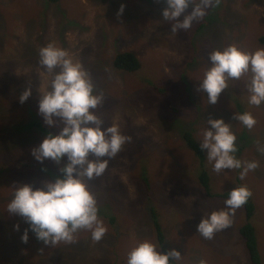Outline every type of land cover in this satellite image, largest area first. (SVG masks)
Listing matches in <instances>:
<instances>
[{"label":"rangeland","instance_id":"rangeland-1","mask_svg":"<svg viewBox=\"0 0 264 264\" xmlns=\"http://www.w3.org/2000/svg\"><path fill=\"white\" fill-rule=\"evenodd\" d=\"M166 6V0H60L50 5L44 0H0V18H6L0 26L8 24V36L0 29V79L22 75L23 88L34 82L40 95L54 73L40 65L39 49L55 42L83 65L96 92L103 95L96 111L104 126L118 124L131 137L121 150L123 155L110 159L105 173L88 181L98 206L109 207L117 222L112 228L106 225L101 242H94L91 232L82 229L72 243L52 245L53 264H127L129 252L145 239L164 252L178 249L181 264H200L202 259L206 264H251L239 235L245 221L243 207L236 211L232 225L213 239L197 232L203 216L225 208V199L209 198L203 192L197 175L199 161L183 133L192 130L202 140L211 127L208 119L220 117L231 123L236 143L242 147L237 157L255 161L258 167L241 180V169L216 173L207 161L213 175L211 187L216 192L240 185L251 190L256 203L252 222L264 264V151L258 150L264 147V103L248 104L250 74L230 80L216 104H208L207 94L200 90L213 50L230 44L248 52L264 47L259 42V34L264 33V0H219L190 30L176 33L171 22L163 19ZM122 51H133L141 59L140 71L126 73L113 66V57ZM3 92L0 87V158L32 154L42 140L34 142L16 128L14 122L22 112H12L15 107L7 103ZM35 106L39 108V102ZM28 108L25 105L24 111ZM236 112H251L255 126H243L235 119ZM16 169L7 170L12 191L0 199V236L6 239L0 240L5 244L0 246V264H25L32 256L21 239L25 230L17 229V214L9 213L7 205L17 180L34 184L30 177L37 176L34 169ZM42 181L37 184L41 186ZM154 209L165 232L164 244L157 240Z\"/></svg>","mask_w":264,"mask_h":264},{"label":"clouds","instance_id":"clouds-1","mask_svg":"<svg viewBox=\"0 0 264 264\" xmlns=\"http://www.w3.org/2000/svg\"><path fill=\"white\" fill-rule=\"evenodd\" d=\"M219 0H166L163 19L171 22L172 31H188L193 23L206 16L209 8ZM191 6V11H187ZM123 6L120 9L122 13ZM211 67L201 80L200 90L207 94L208 104H216L221 93L229 88L230 80H240L246 74L248 104L264 103V47L253 52L245 51L236 44L213 50L209 54ZM39 63L48 73H54L47 87L40 91L39 112L50 127L58 132L48 133L42 142L33 148L38 161L52 160L60 165L65 157L67 163L60 167L62 175L54 180L45 179L40 187L32 183L15 186L13 197L7 205L9 213L17 214L28 222L38 240L48 245L61 242L72 243L79 230L91 232L94 242L103 239L107 226L100 218L98 199L88 181L102 176L111 158H115L123 146L131 141L118 124L104 126L98 115L103 95L98 94L88 72L75 61L70 52L50 42L39 49ZM58 69V71H57ZM29 87L20 95L21 103L31 96ZM235 119L248 129L256 124L251 112L235 113ZM200 141L207 151V160L216 173L226 169H241L243 180L250 170L258 167L255 161H242L236 155L237 136L231 123L223 117L210 118ZM258 150L264 151V147ZM252 192L246 185L233 188L225 200V208L203 216L197 232L211 240L215 234L229 228L238 209L243 207ZM19 229V225L16 226ZM27 243L29 231L21 237ZM182 257L178 249L161 251L152 240L145 239L128 254L127 264H171ZM200 264H206L201 260Z\"/></svg>","mask_w":264,"mask_h":264},{"label":"trees","instance_id":"trees-1","mask_svg":"<svg viewBox=\"0 0 264 264\" xmlns=\"http://www.w3.org/2000/svg\"><path fill=\"white\" fill-rule=\"evenodd\" d=\"M46 4H52L57 3L60 0H44ZM0 20L3 23V20H6V18H0ZM10 21V18H9ZM205 24V23H204ZM203 24V25H204ZM8 25V24H7ZM7 25L3 27V25L0 26V29L5 30L4 35L8 36L7 34ZM1 38V37H0ZM259 42L264 45V33L259 34ZM113 66L123 72L126 73H136L141 70L142 68V61L141 59L133 52V51H122L116 53V55L113 57ZM26 79H24V82ZM38 83V82H37ZM26 85V84H25ZM27 86V85H26ZM0 87L3 89V98L6 99L7 103L14 106V111L12 112H22V116L14 122L17 129L23 130V132L28 134V138L34 142H37V140H43L44 137L50 133V132H58L59 128L52 126L50 127L47 125L44 121L43 115L39 112V108L35 105L38 104L40 99V95L37 94L35 89L34 82L32 83V86L29 83V87L32 89L31 96L27 99V101L21 103L19 100L20 95L27 90L23 88V81H22V75L18 77V75L15 74H8L5 76H2L0 79ZM2 98V99H3ZM29 105L28 111H24L25 105ZM34 104V107L32 106ZM9 120V117L7 118V122ZM18 121H21L19 124ZM4 122V121H3ZM7 122H4L6 124ZM14 124H12L14 126ZM31 134H35L36 136H32ZM245 134L240 135V142ZM183 139L185 144L188 148H190L191 151L194 152L196 155L197 160L199 161V170L197 172L198 178H199V184L203 190V192L208 196L209 198H218V199H227L229 193L231 190H226L223 192H216L211 187V180L213 175L210 173L211 169L207 164V153L205 149H202L200 147V139L194 134L192 130H186L183 133ZM125 150V147L122 148ZM2 151L7 150L1 149ZM242 151V147L238 143V152L237 154H240ZM124 152H119V156L123 155ZM0 151V155H1ZM12 155V154H11ZM11 155L8 157L6 156L5 160H2L0 158V188H3V191L0 192V199H5L10 195L11 188V182L9 179V174L7 173V170L9 172H12L11 169L13 166H16V170H31L34 169L35 175L37 178L30 177L31 181L34 183V185H38L37 181L39 179L45 180V179H52L54 180L57 176L62 175L60 172V167L63 166V164L67 163V157L63 159L60 165H57L52 160H44V161H38L34 158L33 154H29L28 152H19L17 156H15L13 159ZM115 159V158H111ZM14 170V171H16ZM19 179V175H16ZM149 178L146 176H143V181L145 183H148ZM18 180L13 184L14 187L17 186ZM39 186V185H38ZM40 187V186H39ZM3 206V204H1ZM100 209V218L104 221L105 225H111V228L114 226L113 223H116L115 220L116 215L113 213V211L109 207H99ZM243 210L245 211V221L240 225L239 227V235L240 238L244 241L245 248L247 249L249 260L251 264H263L262 255L259 248V242L257 238L256 228L252 222L253 217L256 213V203L254 201L253 195L249 198L247 203L243 206ZM0 215L2 213L0 212ZM108 219L111 221H108ZM115 221V222H114ZM15 223H17L19 226L22 227L23 230L28 229V231H31L30 225L25 220V218L17 215L15 217ZM0 221V225H1ZM153 225L155 228L157 240L160 242V244H164L165 241V232L162 226V223L159 218L158 212L154 209L153 213ZM110 228V229H111ZM109 230V229H108ZM0 233L3 234L2 230L0 229ZM29 237L27 243L28 247L30 249V252L32 254L31 258H29L25 264H53V257L51 255V248L52 245L44 244L43 241L38 240L34 232H29ZM104 239V237H103ZM103 239L101 241H103ZM1 241H6L5 236H0ZM99 241V242H101ZM23 243V242H22ZM2 248L5 246V244H0ZM35 247V250L33 249ZM36 258V259H34ZM171 264H181L179 261L173 259L171 261Z\"/></svg>","mask_w":264,"mask_h":264}]
</instances>
